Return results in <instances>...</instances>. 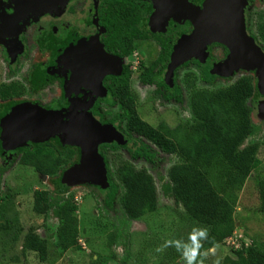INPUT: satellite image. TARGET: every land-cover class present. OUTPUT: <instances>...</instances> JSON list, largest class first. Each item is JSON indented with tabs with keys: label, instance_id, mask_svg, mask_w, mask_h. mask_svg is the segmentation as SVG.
<instances>
[{
	"label": "trees",
	"instance_id": "trees-1",
	"mask_svg": "<svg viewBox=\"0 0 264 264\" xmlns=\"http://www.w3.org/2000/svg\"><path fill=\"white\" fill-rule=\"evenodd\" d=\"M104 5L103 15L109 26L110 36L106 41L109 46L116 44L121 57H133L139 44L148 38L141 29L138 8L130 4H119L110 1ZM163 47L150 66L144 67L140 74L145 84H154L163 75L169 61L170 52L164 39L157 38ZM193 65L200 75L187 73L185 82L190 92L187 107L191 119L180 121L174 127L162 121L152 126L143 120L138 111L136 94L131 89V72H124L118 78L119 93L114 90L116 105L114 116L109 119L128 138L138 136L134 147L126 145L132 160L142 159L150 166L155 165L158 151L174 155L179 162L172 165L167 173V191L174 202L183 207L193 223L207 229L208 235L199 249L205 253L226 243L228 238L237 232L235 218L239 193L243 190L251 175L261 166L259 158L260 144L246 145V140L259 127L252 121L253 97L255 85L249 75L240 76L234 83L216 89H198L194 82L200 81L211 85L215 76L211 74V65L201 64L197 60ZM185 66H190L186 63ZM164 81V80H163ZM113 82V81H112ZM157 97L162 95L159 89ZM170 100V95H165ZM103 150L124 149L116 143L101 147ZM156 148V149H155ZM76 150V149H75ZM73 147L58 148L51 142L35 144L33 148H24L19 161L31 166L40 176L57 177L77 154ZM13 151L6 150L8 156ZM108 169L110 186L103 190L106 207H112L119 187L114 181L116 176L124 190L122 201L127 216L132 220L140 219L146 213L156 212L160 208L159 193L156 181L146 168L138 169L129 160H121L115 172L111 171L104 154ZM10 163L9 160L5 161ZM4 169L0 168V202L8 203L14 196L12 191L2 188ZM260 206L264 215V178L256 181ZM4 205L0 206L2 211ZM33 211L42 217L50 214L59 220L56 246L62 253L79 247L80 221L78 207L73 200L60 201L49 191L36 190L34 193ZM9 222V221H8ZM18 218L3 231L15 229ZM12 241L18 242L22 228H16ZM109 246L115 238L110 235ZM49 242L35 230L30 229L22 240L24 253L33 252L39 255L41 262L49 261ZM232 255H226L219 264H264V245L253 243L240 245L239 249L231 247ZM175 264H185L177 262Z\"/></svg>",
	"mask_w": 264,
	"mask_h": 264
},
{
	"label": "rangeland",
	"instance_id": "rangeland-1",
	"mask_svg": "<svg viewBox=\"0 0 264 264\" xmlns=\"http://www.w3.org/2000/svg\"><path fill=\"white\" fill-rule=\"evenodd\" d=\"M260 9L255 4L249 7L252 25H255L260 11L264 12ZM164 20L154 23L151 18L146 19L141 24V28L153 37H165L163 35H167V30H170L171 34L182 32L191 34L189 32L190 27L192 28L191 24L182 23L181 20L174 18ZM177 37L172 38L169 34V41L173 44ZM207 54L213 61L220 63L226 58L223 48L220 46L209 47ZM158 55L159 48L156 41L152 39L139 44V49L132 59L126 58L125 62H130L135 67L132 83L133 89L136 90L134 91L137 94L138 111L141 118L152 126H157L164 121L169 126L174 127L180 121L185 122L191 119L192 115L187 107L189 92L184 90V102L181 106H177L175 103H162L156 99L153 95L155 87L151 86L147 89L137 87V85H144L138 74L145 66H150ZM29 70L28 68L25 69L26 72ZM4 72V67H0V83ZM191 72L196 73L197 77L199 76L198 71L192 66L181 70L178 83L182 87L185 88L186 85V74ZM242 75H249L254 81L255 95L253 97L252 121L259 127V131L246 140V145L260 144L259 158L262 164L251 175L239 193V202L235 214L239 229L230 242L228 238L225 244L205 253H200L196 259L197 261L202 260L203 264H219L226 255H232L231 247L239 249L243 243L246 246L253 243L264 245V215L259 211L260 200L256 185L257 179L264 178V100L261 97L260 75L256 71L244 70L236 73L233 77H219L211 85L201 83L198 80V87L216 89L228 86ZM55 89L59 88L57 86L52 88L53 91H56ZM1 91L0 86V123L3 122L5 113L10 114L17 105V107L21 105L11 104L12 108L8 111L9 106L1 101L5 98ZM51 92V90L48 91V87L45 88L43 93H40L42 97H35L30 106L37 105V107L49 111L44 106L50 104ZM39 99L43 103L42 105L38 104ZM37 139L36 143L51 142L59 149L63 147L60 136L50 139L38 137ZM3 141L0 124V168L5 171L1 181L2 188L5 191H12L14 195L8 203L0 202V206L4 205L3 210L0 211V264H175L177 262L186 264L184 255L187 246L192 243L189 237L195 230L206 229L193 223L183 207L177 205L167 191L168 170L172 165L179 162V158L174 155L158 151L155 165L152 168L143 160H132L127 151H104L111 171H116L121 160H129L139 169H148L155 178L159 193V210L146 213L140 219L132 220L123 208L124 190L117 177H114V181L119 187V192L110 208L105 205V192L101 188L91 182H73L69 179V175L81 163L80 154H75L71 162L57 177H42L36 173L33 167L20 163V153L7 156ZM73 148L77 150L76 147ZM7 160L10 163H6ZM36 190L49 191L56 199L60 201L73 200L77 205V216L80 221L79 247L77 249L64 254L57 248L59 220L53 214L42 217L33 211ZM16 217L18 218L16 228H22V232L18 234L20 240L13 242L12 236L17 231L16 228L3 231L2 227L3 225L10 226L9 222ZM30 229L35 230L49 242V261L41 262L38 254L23 252L22 240ZM110 235H114L115 238L113 246H109Z\"/></svg>",
	"mask_w": 264,
	"mask_h": 264
},
{
	"label": "flooded vegetation",
	"instance_id": "flooded-vegetation-1",
	"mask_svg": "<svg viewBox=\"0 0 264 264\" xmlns=\"http://www.w3.org/2000/svg\"><path fill=\"white\" fill-rule=\"evenodd\" d=\"M110 1L117 6L126 3L138 8V12L140 13L139 28L148 36L141 43L153 39L156 41L160 52L163 47L157 38L166 41L170 58L166 63L167 67L163 75L164 81L158 79L154 84H145L140 78L141 71L138 77L144 85H137L139 88L146 89L151 86L155 87L153 95L162 103H175L177 106H181L184 102V90L189 92L188 86L186 84L185 88L182 87L178 83V79L181 70L188 67L185 66L186 63H189L192 67H194L193 62L195 60L204 65L209 63L211 65V74L216 79L219 77H233L236 73L245 70L239 69L233 71L229 76H226V72H223V74L225 73L224 76L214 72V69L222 67L224 70V65L230 57V50L226 45L214 42L209 47H222L226 56L224 61L221 63L213 61L209 57V54L205 62L193 58L175 68L170 77L169 65L174 49L180 39L188 35V33L171 34L170 30H167V35H163L165 37H153V35L145 33L141 28L144 20L149 18L155 22L174 18L181 20L182 23L191 24L192 28L190 27L189 32L192 33L195 28L191 22L190 11L187 9V6L202 9L207 0H69L65 7H59L52 12L41 15H16L21 10V7L16 8L17 2L15 0H0V67L2 68L3 66L5 70L2 82L0 83L1 92H3L5 98L1 101L9 106L8 111L12 108L11 104H21L19 107L17 105L10 114L5 113V118L0 123L2 137L5 134L4 130H8L11 124L10 122L6 123L7 120H10L23 108L37 107V105L30 106L31 102L35 97H42L40 93H43V90L48 87V91L51 90L53 93H50L52 95L49 99L50 104L44 107L49 109V111L63 112V114L78 111L81 114H89L96 122L103 126L113 127L123 136V144L117 140L101 144L99 146L101 156L102 154L105 155V150H111L109 148L103 150L101 147L105 145L116 143L122 148L126 145L134 147L133 144L137 141L138 136L132 135L130 138L126 137L116 124L109 121L114 116V109L116 107V105L112 104L115 100L114 90H117V93H119L120 84L118 78H121L124 72H131V89L136 94L132 83L135 67L130 62H125L126 58L132 59V57H121L118 46L114 44V47H112L106 42L109 39L110 30L109 26L106 25L103 10L105 8L104 5L110 4ZM22 2L29 5L33 4L34 0H22ZM50 2L53 4L57 3L60 6L63 3L62 0H50ZM246 2L247 4L244 8L246 32L264 52V12L260 11L256 23L254 21L255 25H252V15L249 14V7L254 4L260 7V10H264V0H246ZM40 8L32 7L29 9L31 11ZM159 10H164L161 15H158L161 16V19H153ZM169 34L172 38L178 36L175 43L172 44L169 41ZM26 68L30 69L29 72L25 71ZM194 69L196 68L194 67ZM106 70V75L102 76V73L106 72ZM196 70L198 71V69ZM198 73L200 75V72ZM194 74L196 75V73ZM198 80L194 84L198 89H202L198 87V82L200 81ZM56 86L59 89L53 91L52 88ZM159 89L162 91V95L157 97L156 91ZM165 95H170V100H167ZM261 97L264 100L263 94ZM38 104L42 105L43 103L40 100ZM4 139L5 137H3ZM23 143L16 147V149L11 150L13 152L9 154L20 153L21 157L24 148L30 149L35 144H41L32 141ZM77 149V153L80 154L81 159V151L79 148ZM122 150L127 151L130 157L129 151L125 148L117 151ZM108 174L107 169V176ZM101 190L106 189L101 188Z\"/></svg>",
	"mask_w": 264,
	"mask_h": 264
},
{
	"label": "water",
	"instance_id": "water-1",
	"mask_svg": "<svg viewBox=\"0 0 264 264\" xmlns=\"http://www.w3.org/2000/svg\"><path fill=\"white\" fill-rule=\"evenodd\" d=\"M15 1L16 8L21 7L16 15H41L65 7L69 0H63L61 6L51 5L53 3L50 0H34V3L29 5ZM246 4V0H207L202 9L187 6L195 30L190 35L182 37L175 47L169 65V76L171 77L175 68L190 59L205 62L208 47L218 42L229 48L230 57L224 65V70L222 67L214 69V72L222 76L225 75L223 72H226V76H229L231 72L239 69L256 71L260 75L264 95V52L246 32L244 20ZM40 6L48 8L28 10ZM163 11L159 10L153 19H161L158 15ZM153 22L157 23L154 20ZM106 73L107 70L102 76ZM8 122L11 123L10 127L4 130L3 136L6 150L16 149L23 142H37L38 137L50 139L60 136L64 146L77 147L81 151V163L69 175V179L73 182H91L103 189L110 186L99 146L113 140L124 143L123 136L113 127L101 125L89 114H81L78 111L63 114L58 111H46L40 107L23 108L6 123Z\"/></svg>",
	"mask_w": 264,
	"mask_h": 264
},
{
	"label": "clouds",
	"instance_id": "clouds-1",
	"mask_svg": "<svg viewBox=\"0 0 264 264\" xmlns=\"http://www.w3.org/2000/svg\"><path fill=\"white\" fill-rule=\"evenodd\" d=\"M207 235V229H198L189 237L192 243L187 246V251L184 255L186 264H203L202 260L197 261L196 258L200 255L199 249L202 247L200 241L207 238Z\"/></svg>",
	"mask_w": 264,
	"mask_h": 264
},
{
	"label": "bare ground",
	"instance_id": "bare-ground-1",
	"mask_svg": "<svg viewBox=\"0 0 264 264\" xmlns=\"http://www.w3.org/2000/svg\"><path fill=\"white\" fill-rule=\"evenodd\" d=\"M62 1H63V0H62ZM18 2L21 3L22 0H19ZM22 4H23V2H22ZM56 4H57V3L51 4V5H54V6H55ZM40 7H41L40 9H44V8L47 9V8H48L47 6H40ZM28 10H30V9H28Z\"/></svg>",
	"mask_w": 264,
	"mask_h": 264
},
{
	"label": "built area",
	"instance_id": "built-area-1",
	"mask_svg": "<svg viewBox=\"0 0 264 264\" xmlns=\"http://www.w3.org/2000/svg\"><path fill=\"white\" fill-rule=\"evenodd\" d=\"M233 239V237L229 238V242ZM235 244V242H233Z\"/></svg>",
	"mask_w": 264,
	"mask_h": 264
}]
</instances>
